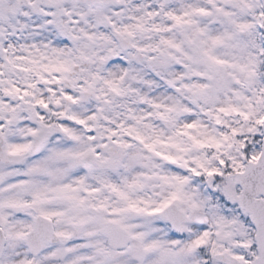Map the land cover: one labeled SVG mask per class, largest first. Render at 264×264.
<instances>
[{"label": "snow or ice", "instance_id": "snow-or-ice-1", "mask_svg": "<svg viewBox=\"0 0 264 264\" xmlns=\"http://www.w3.org/2000/svg\"><path fill=\"white\" fill-rule=\"evenodd\" d=\"M0 264H264V0H0Z\"/></svg>", "mask_w": 264, "mask_h": 264}]
</instances>
